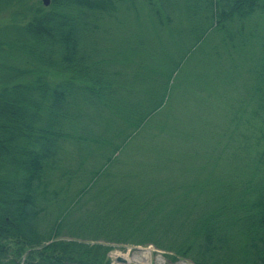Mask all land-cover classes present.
Segmentation results:
<instances>
[{"label": "trees", "instance_id": "16d2710c", "mask_svg": "<svg viewBox=\"0 0 264 264\" xmlns=\"http://www.w3.org/2000/svg\"><path fill=\"white\" fill-rule=\"evenodd\" d=\"M146 1L160 25L163 10L175 7ZM177 1L194 25L193 41L209 27L243 28L264 18V0ZM118 2L137 4L0 0V9L9 10L0 17V264H110L115 243H152L194 264H264L263 177L229 189L215 185L221 195L199 203L202 190L192 191L184 179L158 180L120 158L127 137L167 101L181 54L175 61L170 55L163 71L141 67L125 76L129 65L111 56L113 41L99 35L98 15L110 16ZM135 22L129 50L155 49L149 31L142 34ZM243 33L262 40L254 86L264 97V30ZM140 80L150 90L136 100L131 92ZM111 116L124 123L122 138H98ZM66 141L86 144L76 163L64 156ZM92 156L99 160L93 168L86 163Z\"/></svg>", "mask_w": 264, "mask_h": 264}, {"label": "rangeland", "instance_id": "374dc122", "mask_svg": "<svg viewBox=\"0 0 264 264\" xmlns=\"http://www.w3.org/2000/svg\"><path fill=\"white\" fill-rule=\"evenodd\" d=\"M25 1L26 5L37 1L44 5L42 0ZM135 1L137 4H130L131 7L127 6V1L118 2L113 15H98V22L103 20L99 35L102 33L103 38L113 41L109 44L103 40L110 45L111 56L124 67L129 65L125 76L141 67L148 69L151 66L163 71L170 55L172 61L180 54L181 57L170 74L169 97L164 106L158 107L135 134L127 137L125 154H120V158L128 160V167L158 180L184 179L192 191L202 190L195 196L199 203L211 193L220 194L215 185L229 189L233 188L230 184L236 185L238 180L243 184L263 180L264 97L254 86L262 40L243 32L264 30V18H258L255 25L245 21L243 28L237 22L227 24L222 30L209 27L199 40L193 41L197 33L192 30L194 25L188 20L181 1L170 0L175 7L168 6L166 11L163 10L162 25L154 22L146 0ZM163 1L157 0V3L160 5ZM7 11L0 9V17L7 15ZM122 13L126 15L123 18ZM114 14L117 22L112 18ZM167 16L171 17L170 22L166 20ZM138 20L141 21V33L148 30L156 48L135 54L129 50L132 43L127 36L133 27L138 28L135 22ZM140 81L131 92H135L131 97L136 100L144 99L141 96L150 90L146 88L145 80ZM110 118L105 135L98 138L121 139L124 123ZM85 145L66 141L64 156L70 163H76L77 151H86ZM98 161L92 156L86 163L93 168ZM143 248L150 251V264H194L189 258L177 256L171 259L170 250L152 243H115L107 256L110 264H127L116 261V255L124 257L123 253L130 257L129 261L137 263L131 255Z\"/></svg>", "mask_w": 264, "mask_h": 264}, {"label": "bare ground", "instance_id": "6f19581e", "mask_svg": "<svg viewBox=\"0 0 264 264\" xmlns=\"http://www.w3.org/2000/svg\"><path fill=\"white\" fill-rule=\"evenodd\" d=\"M124 257L128 260L130 257L127 254H124ZM132 258L137 261L138 264H150V251L148 248H143L132 253ZM158 260L160 259L159 255L157 256ZM160 262V261H159ZM158 262V263H159ZM161 264V263H160Z\"/></svg>", "mask_w": 264, "mask_h": 264}, {"label": "water", "instance_id": "95a60500", "mask_svg": "<svg viewBox=\"0 0 264 264\" xmlns=\"http://www.w3.org/2000/svg\"><path fill=\"white\" fill-rule=\"evenodd\" d=\"M49 2H50V0H42V3L44 4V5H48L49 4ZM116 261H120V262H122V263H127V264H138V263H135V262H131V261H129V260H127L125 257H123V256H121V255H116Z\"/></svg>", "mask_w": 264, "mask_h": 264}]
</instances>
